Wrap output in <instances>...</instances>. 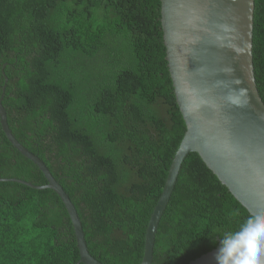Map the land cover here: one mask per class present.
Here are the masks:
<instances>
[{
  "label": "trees",
  "instance_id": "trees-1",
  "mask_svg": "<svg viewBox=\"0 0 264 264\" xmlns=\"http://www.w3.org/2000/svg\"><path fill=\"white\" fill-rule=\"evenodd\" d=\"M161 7V0H0V97L6 76L10 129L68 193L88 249L103 264H141L150 217L186 132ZM253 42L264 101V0H255ZM1 178L48 183L0 122ZM247 214L191 152L160 220L152 264H189ZM79 259L54 190L0 181V264Z\"/></svg>",
  "mask_w": 264,
  "mask_h": 264
},
{
  "label": "water",
  "instance_id": "water-1",
  "mask_svg": "<svg viewBox=\"0 0 264 264\" xmlns=\"http://www.w3.org/2000/svg\"><path fill=\"white\" fill-rule=\"evenodd\" d=\"M162 27L169 71L186 132L173 158L161 196L150 217L141 264H152L160 220L175 189L182 164L191 152L207 166L247 210L264 211V101L254 67L255 0H161ZM0 97V122L8 140L44 173L40 186L54 190L74 228L80 259L103 264L89 251L75 204L44 161L14 136ZM213 250L189 264H217Z\"/></svg>",
  "mask_w": 264,
  "mask_h": 264
},
{
  "label": "clouds",
  "instance_id": "clouds-1",
  "mask_svg": "<svg viewBox=\"0 0 264 264\" xmlns=\"http://www.w3.org/2000/svg\"><path fill=\"white\" fill-rule=\"evenodd\" d=\"M219 234L217 264H264V211L249 210L235 230Z\"/></svg>",
  "mask_w": 264,
  "mask_h": 264
}]
</instances>
